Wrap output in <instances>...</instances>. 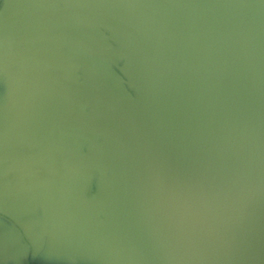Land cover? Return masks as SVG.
Masks as SVG:
<instances>
[{
  "label": "water",
  "instance_id": "obj_1",
  "mask_svg": "<svg viewBox=\"0 0 264 264\" xmlns=\"http://www.w3.org/2000/svg\"><path fill=\"white\" fill-rule=\"evenodd\" d=\"M0 264H264V0H0Z\"/></svg>",
  "mask_w": 264,
  "mask_h": 264
}]
</instances>
